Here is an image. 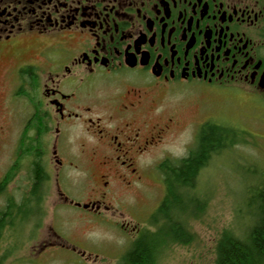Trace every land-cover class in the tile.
Instances as JSON below:
<instances>
[{"label": "flooded vegetation", "instance_id": "obj_1", "mask_svg": "<svg viewBox=\"0 0 264 264\" xmlns=\"http://www.w3.org/2000/svg\"><path fill=\"white\" fill-rule=\"evenodd\" d=\"M188 93L264 104V0H0L6 205L38 186L45 202L83 189L111 210L114 178L141 182ZM89 162L96 172L71 185Z\"/></svg>", "mask_w": 264, "mask_h": 264}, {"label": "rangeland", "instance_id": "obj_2", "mask_svg": "<svg viewBox=\"0 0 264 264\" xmlns=\"http://www.w3.org/2000/svg\"><path fill=\"white\" fill-rule=\"evenodd\" d=\"M184 97L178 129L159 152L143 158L141 182L129 187L114 178L120 191L117 197L106 200L111 210H102L99 215L94 211L95 203H89L95 204L92 209L76 206L96 198V194L90 196L83 189L70 192L68 200L74 204L62 203L55 193L51 201L45 202L46 216L40 227L37 228L35 220L29 229L16 236L5 231L0 264H120L140 237L123 231V222H130V228L137 226L139 235L155 231L151 213L156 214L166 194L160 164L186 158L198 139L196 130L207 123H218L239 131L235 134L239 139L223 147L197 176L196 191L206 205L201 215H189L186 220L195 240L188 246L169 244L159 257V264H215L221 232L230 229L241 236L247 229L250 211L244 205L247 189L264 185V104L248 97L228 99L220 94L201 98L188 93ZM5 159L0 147V180ZM84 169L97 170L91 162L85 168L73 169L71 185L87 181L89 172ZM5 206L1 189L0 211Z\"/></svg>", "mask_w": 264, "mask_h": 264}, {"label": "trees", "instance_id": "obj_3", "mask_svg": "<svg viewBox=\"0 0 264 264\" xmlns=\"http://www.w3.org/2000/svg\"><path fill=\"white\" fill-rule=\"evenodd\" d=\"M235 134L239 131L207 123L186 158L160 164L166 194L154 215L155 231H147L135 240L120 264H159V257L169 244L188 246L195 240L196 235L190 231L186 220L189 215H201L206 205L196 191L197 176L223 147L236 143L239 137ZM37 189L38 186H34L32 198L28 195L22 202H11L0 211V245L5 231L16 236L29 229L35 220L37 228L41 226L40 221L46 216L45 190L42 188L40 193ZM247 191L244 205L252 210L247 214V229L241 236L230 229L221 232L215 264H264V185L250 187ZM41 195L42 201L36 202Z\"/></svg>", "mask_w": 264, "mask_h": 264}, {"label": "water", "instance_id": "obj_4", "mask_svg": "<svg viewBox=\"0 0 264 264\" xmlns=\"http://www.w3.org/2000/svg\"><path fill=\"white\" fill-rule=\"evenodd\" d=\"M69 203H70V204H74L73 201H69ZM76 206H79V207L82 206V207L85 208V209H92V208H95V204H89V203L84 204V205H81V204L77 203Z\"/></svg>", "mask_w": 264, "mask_h": 264}]
</instances>
